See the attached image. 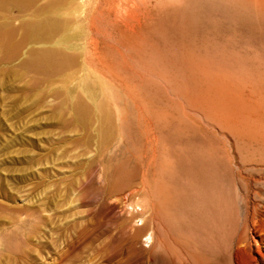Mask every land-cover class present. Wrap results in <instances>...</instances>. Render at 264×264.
I'll return each instance as SVG.
<instances>
[{"label": "rangeland", "instance_id": "1", "mask_svg": "<svg viewBox=\"0 0 264 264\" xmlns=\"http://www.w3.org/2000/svg\"><path fill=\"white\" fill-rule=\"evenodd\" d=\"M76 3L0 0V264H249L234 241L264 249V180L178 166L160 205L136 98L74 48ZM215 19L228 48L264 56V13Z\"/></svg>", "mask_w": 264, "mask_h": 264}, {"label": "bare ground", "instance_id": "2", "mask_svg": "<svg viewBox=\"0 0 264 264\" xmlns=\"http://www.w3.org/2000/svg\"><path fill=\"white\" fill-rule=\"evenodd\" d=\"M75 11L70 36L82 62L136 98L160 205L168 196L164 177L178 166L204 183L206 169L229 174L236 184L264 180V56L247 59L214 32L215 18L264 13V0H77ZM54 52L46 51L43 61L61 58ZM163 135L174 142L171 149ZM259 241L241 233L233 252L247 246L249 264H264Z\"/></svg>", "mask_w": 264, "mask_h": 264}]
</instances>
